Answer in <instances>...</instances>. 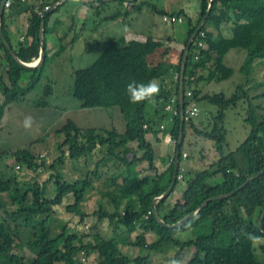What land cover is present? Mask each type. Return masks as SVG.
I'll return each instance as SVG.
<instances>
[{
    "label": "trees",
    "instance_id": "1",
    "mask_svg": "<svg viewBox=\"0 0 264 264\" xmlns=\"http://www.w3.org/2000/svg\"><path fill=\"white\" fill-rule=\"evenodd\" d=\"M3 0H0V3ZM60 0H11L10 16L29 14V25L25 35V44H20L15 51L17 58L26 64L34 63L39 58V31L42 16L47 9L58 3ZM59 4L52 13L44 19V38L48 34L50 18L66 4ZM120 7L124 3L137 4L132 9L141 12L145 7L152 12L163 14L157 11L155 6L146 0H112ZM200 6V15L195 24L188 19V36L185 47L190 36L198 28L203 18L205 23L191 43L183 78V106L186 110L190 102L196 106L207 104L213 106L216 111L211 114L207 126H197L194 119H189L183 124V139L180 147L179 167L177 179L173 188L174 192L179 181L180 169L191 157L186 155L183 160V146L187 137V129L191 130L198 141L211 143L213 160L203 157L202 151L197 164L202 168L191 171L185 176L186 188L182 198L172 206L168 207L169 212L175 211L179 215L174 219L163 215L160 211L171 194L158 202L155 208L164 222L169 225L175 224L183 217L196 212L205 200L219 196L230 195L226 198L213 200L203 206L195 216L184 222L175 229H168L157 223L151 213L153 200L161 196L172 182L174 171V156L162 159L161 163L169 162L163 173H157L156 160L150 143L146 137L149 134H157L163 128V124L170 119V137L176 146L179 130V100H176V115L165 111L166 105L175 97L178 99L179 72L183 52L179 57L178 64L172 66L165 60L168 56L167 50L162 54V59L156 67L140 68L131 70L116 78H111L107 71V64L126 45L123 38L108 40L107 47L100 52L98 57L86 68L72 72L73 88L72 96L79 103L82 109H118L124 122L123 132L116 129L91 128L82 129L72 121H68L56 133L63 135V140L57 143L58 156L50 164L46 165L39 156L33 155L28 150H17L13 152L15 160L23 164L28 170L38 171L49 169V182H53L56 194L52 199L53 206H61L63 199L71 195L74 203L65 207L68 214H78L80 221L87 216L80 211V206L88 191L92 190L94 182H100L102 176L100 168L108 161H111L118 173L104 179L101 196L113 207L108 211L101 206L99 211L94 213L99 222L108 220L114 225L115 230L122 226L123 234L126 236L102 239L99 235H93L94 242H85V237L77 234H70L67 225L59 227L58 233L51 235V215L45 211L44 206L34 197L32 204H25L27 198L26 190L16 186L17 195H11V183L4 181L0 174V195H6L18 201V207L13 211H5V218H0V264H82L81 258H89L96 255L98 264H129L130 260L122 255L118 244H127L147 252L158 251L162 245L170 243L180 251L184 249H195V256L186 264H259L255 247L247 239V234L261 237L256 231L257 222L264 206V173L249 182L241 190L231 194L240 185L252 176L264 172V115L260 112L262 108L256 103L264 99V92L258 95H251L250 89H244L239 85L237 90L229 97L224 94L202 93L199 84L202 82H222L233 76L234 71L223 66L222 61L230 50L245 51L244 61L239 68V73L248 75L254 60L258 59L264 52V0H213L209 14L207 7L209 0H197ZM102 4V3H101ZM118 12L113 18L120 17ZM125 14L123 13V16ZM182 16V13H177ZM177 16V17H178ZM6 18L1 20V32L10 45V37L7 32ZM231 27V38L224 39L221 27ZM211 26L215 36L209 34L202 38L205 29ZM201 41L206 44L205 48H199ZM164 44L160 41L154 42L148 38L143 47L160 48ZM0 51L6 67L0 72V119L3 117L5 108L12 103H19L25 100L26 95L34 89L35 85L44 78V73L49 70L53 58H49L45 51L44 61L36 69H25L17 64L10 56L0 41ZM219 67V71L215 70ZM217 67V68H218ZM47 68V69H46ZM46 69V70H45ZM45 70V71H44ZM199 72H207L206 76ZM29 74L30 79L25 82L23 76ZM175 76V87L170 89L164 83L169 76ZM43 96L34 103L35 107L41 109L47 106L46 99L53 93L52 84L49 78L45 77ZM150 80L159 81L160 92L155 98L156 104L141 102L131 104L126 94V86L131 81L147 83ZM263 84H256L253 89L257 91ZM252 89V88H251ZM187 92L191 97H187ZM240 104L244 112V132L247 135L244 141L232 153L226 152L227 130L225 129L226 111ZM148 110V111H147ZM199 110V109H198ZM198 117V116H197ZM196 117V118H197ZM162 127V128H161ZM197 145L193 143L190 146ZM98 151L101 157L94 163V169L87 171L74 181H65L58 169L63 168L66 161L77 162L80 159H87ZM197 153V154H198ZM236 154L244 157L246 166L240 169ZM146 163V170L155 172L153 177L143 176L142 178L134 171L139 165ZM19 169V168H18ZM15 186V185H14ZM20 189V190H18ZM36 195V194H33ZM40 200V198H39ZM0 198V208L3 207ZM122 207L120 210L119 208ZM123 210L124 213L121 214ZM43 219L35 220L36 217ZM122 229V231H123ZM141 230L140 236L153 234L155 241L147 244L142 237L128 241L127 237L136 230ZM264 231V222L262 225ZM190 232L194 238L186 242L175 239L179 233ZM23 249H27L34 256L25 263ZM264 252V242L260 245ZM148 256L139 257L134 264H148Z\"/></svg>",
    "mask_w": 264,
    "mask_h": 264
},
{
    "label": "rangeland",
    "instance_id": "2",
    "mask_svg": "<svg viewBox=\"0 0 264 264\" xmlns=\"http://www.w3.org/2000/svg\"><path fill=\"white\" fill-rule=\"evenodd\" d=\"M80 0H71L67 3V6L78 5ZM85 1V0H84ZM133 1V0H132ZM152 6L158 7L163 0H146ZM71 8H68L69 10ZM66 9V11H69ZM62 10V9H61ZM60 10V11H61ZM99 10V9H98ZM59 11V12H60ZM96 11V9L94 10ZM151 9L143 8L141 13H136L132 16L135 20H129L126 26H129V31L134 35L144 34L142 40L147 39L148 37H155L156 33L154 30H157L160 27L164 29H170V24L162 23L161 17L158 14L151 13ZM99 17H95L94 20L89 22H83L84 27H77L75 29V36L78 38L74 44V52H70L67 55H61L58 59H55L53 68L44 70V78L38 82L34 89H32L25 97V100L19 103H12L8 105L3 113V117L0 119V174L4 181H9L11 183V195H17L16 186L18 188H23L26 190V202L25 204H32L34 197L38 196L37 199L41 205H43L46 212H48L51 217V235H55L59 231V227L63 224L67 225L70 234H77L79 236L85 237V242H94L93 235H99L102 239L109 240L111 238H117L118 240L126 236L123 234L124 229L122 226L118 228L123 229L120 231L115 230L114 225L109 224L108 220H103L99 222L97 217L94 215L99 211L100 207H106L108 211H112L113 207L107 205V200H100L99 196L93 194L92 191H88L84 198V202L80 206V211L86 213V217L83 219V222L80 221V216L78 214H68L65 211V207L74 203V199L71 195L63 199L61 206H53L51 204L52 199H54L56 194V188L53 182H49L50 175L52 172L49 169H40L38 171L28 170L23 164H19L14 156L13 152L17 150H28L35 156H40L41 160L50 165L58 156L56 150L57 143L63 140V135L56 133L63 126L66 125L68 121H72L76 126L86 130L91 128H104V129H116L118 132H123L124 122L122 120L119 110L116 109H82L79 106L77 100L72 96L73 88V79L72 72L78 69L86 68L89 66L107 47V41L110 39L121 38L123 30V23L121 20L111 21L105 26L98 23L99 19L104 18L105 14H110V11L99 10ZM99 17V18H98ZM98 18V19H97ZM80 23V26L82 25ZM133 22V23H132ZM65 24V23H64ZM180 24V23H178ZM117 25L116 27H112ZM112 28H109V27ZM67 28V27H66ZM64 31V28L61 31ZM93 30L94 33L92 32ZM231 30V27H230ZM229 30L228 33H231ZM72 33L69 32L68 34ZM72 35H70L71 38ZM135 37V36H134ZM146 37V38H145ZM231 38V36L229 37ZM65 43L71 44L72 40H66ZM237 50H230L224 57L222 64L223 66L230 68L234 71L233 76L227 79L226 81L218 82L216 85L214 83H202L200 85L201 89L205 92H210V94H224L229 97L232 95L238 88L239 85H244V89H250L251 95H258L264 92V52L261 53L260 57L254 60L250 72L248 75L239 73V68L241 67L244 57L246 55L245 51H237L240 53V56H234L229 59L230 55ZM138 56L140 54H137ZM67 56V57H66ZM72 58V59H71ZM51 64V65H52ZM218 67V66H217ZM215 70L219 71V67ZM131 70V69H130ZM45 77L49 78V82L52 84V95L49 99H46L47 106L45 108H37L34 103L40 100L43 96V89L46 86L44 83ZM30 75L26 74L23 76V80H29ZM47 80V79H46ZM175 80V79H174ZM25 81V82H27ZM159 82V81H157ZM168 82V80H166ZM263 84L262 88L254 91L253 87L256 84ZM252 88V89H251ZM256 103L260 104L262 111L260 112L264 115V99H260ZM2 104V98L0 99V105ZM240 104H237L235 107L228 109L226 111V120H225V129L227 130L226 137V152L232 153L236 148L244 141L247 135V128L243 123L244 112L242 111ZM204 107H209L208 115ZM201 113L197 118L194 119V123L199 127L205 125L207 126L210 122V115L214 114L216 109L213 106H202L199 105ZM148 111V110H147ZM31 116L34 120V123L30 129H24L22 127V122L25 117ZM244 126L247 131L244 132ZM170 131V119H167L164 123L163 135L168 134ZM186 139L183 146V151L191 157V161H186L183 165V174L184 176L190 171L189 166L196 165V170L202 168L201 164H197V159L200 157L198 151L203 149L202 155L205 157L207 162H211L214 158L212 155L213 149L211 143L208 141H198L195 139L191 130L187 129ZM150 145L154 151L155 159L158 160V156H163V147L156 146L155 142L148 135L147 137ZM174 143V142H173ZM193 143L197 145L190 146ZM174 149H175V145ZM198 153V154H197ZM101 157V154L98 151H95L92 156L87 159H80L77 162L66 161L63 168H60L55 172L65 181H74L80 176H83L84 172L92 171L94 169V163ZM211 157V158H210ZM236 159L240 169H244L246 166V161L243 156L236 154ZM156 160V165L158 167V162ZM109 163V164H108ZM111 161H108L104 166L100 168L101 176L105 178L110 177L118 173V169L114 168L113 164L110 165ZM189 163V164H188ZM146 166V163H143ZM189 165V166H188ZM17 167L19 169H17ZM73 167H79L81 170L75 172ZM147 167V166H146ZM140 166L136 167L134 171L139 175L140 178L143 177V173L140 172ZM193 171V170H192ZM85 172V173H86ZM147 172V171H146ZM148 174V173H145ZM150 177H153L154 172L148 174ZM100 187L99 182H94L93 185ZM99 183V185H98ZM15 185V186H14ZM185 182H179L175 188V191H178V188H185ZM20 190V189H18ZM174 191V192H175ZM36 194V195H33ZM173 194V193H172ZM171 194V195H172ZM1 202L4 204L5 209L0 208V218H5V211H13L18 207V201H13L12 197L6 195H0ZM170 198V197H169ZM182 198V195H181ZM180 196L177 195V200L179 201ZM100 200V201H99ZM169 201V200H168ZM105 203V204H104ZM120 210L122 207L119 208ZM124 213L123 210L121 214ZM170 219H174V216H170ZM43 219V217H36L35 220ZM137 231V230H136ZM139 233V234H138ZM142 231L139 229L138 232H132L127 237L128 241H134L137 237H142L140 234ZM144 241L149 244L155 241V238L151 237H142ZM194 236L190 232L179 233L175 235V239L181 242H186L193 239ZM260 245L255 247V255L259 263L264 264V252L261 251ZM118 249L120 253L126 256L129 260V264H134V261L141 257L148 256V264H186L189 262L196 254L195 249H184L180 251L174 245L167 243L162 245L158 251L147 252L145 250L129 246L127 244H118ZM24 261L28 263L29 259L33 258L31 252L27 249H23ZM82 264H98V259L96 255H92L89 258H81Z\"/></svg>",
    "mask_w": 264,
    "mask_h": 264
},
{
    "label": "crops",
    "instance_id": "3",
    "mask_svg": "<svg viewBox=\"0 0 264 264\" xmlns=\"http://www.w3.org/2000/svg\"><path fill=\"white\" fill-rule=\"evenodd\" d=\"M70 1H68V2H70ZM134 1H136V0H134ZM163 2H164L163 4L161 3L160 5H158V7H155L157 11L163 12L162 16L172 15V16L177 17L178 16L177 13L183 12V15L178 16V17H180L184 21L181 22L180 24L177 23L174 25H170V29H168V28L164 29L163 27H160L157 30H154L156 33V36L154 38L151 36L148 38H151L154 42H157V41L162 42L164 45L160 48H154V47L145 48V47H143V44L146 42V40L148 38L145 40H142V37H144V34L134 35L132 32H130L128 30L129 26H126V24L129 22V20L133 19L132 16L136 13H139V12H137V10L133 11V9H132V6L137 5L138 3L137 4L124 3L123 6L120 7L117 3L113 2L112 0H85V1L80 0L79 4L78 5H72L73 6L72 8H71V5L65 7L67 5V3L64 4L61 7L62 10L60 9L61 10V11L59 10L60 12L58 11L57 13H55L50 18L49 24L47 27L48 34L44 38L45 51L47 52L49 58L54 59L53 63H54L55 59H58L60 57V54L61 55H67L69 53V51L71 53L74 52L75 51L74 50V44H75L76 39H78L75 36V33H76L75 29L77 27L83 28L85 22H89V21L94 20V13L96 14L95 17L98 15L100 17L101 15L99 14V10H100V12L104 11V10H107V11L109 10L110 14H105L104 18L99 19L98 23L100 24V26H102V25L105 26L106 24L110 23L111 21H114V22L116 21V23H117L118 20H121L123 23L122 27H123L124 32H122L119 35H121V38H123L126 41V45L122 49H120L118 52H116L115 55L112 57V59L107 64L106 68H107L108 74L110 75V77L112 79L119 77L120 75L125 74L131 70H136V69H140V68L156 67L158 65V63L161 61L162 54L165 50H167V52H168V56H167L165 61L168 64L175 66L178 64L179 57L185 48L184 45H185V42H186V39L188 36V28H189L188 19H189V21H191V24L196 23V21L199 18V15H200V6H199V2L197 0H163ZM63 3L64 2H62L61 4H63ZM68 8H71V9L69 10ZM66 9H68L69 11H66ZM95 9H96V11H94ZM118 12H120L122 15L118 18H115L116 20H114L113 17ZM150 12L155 13L152 11H150ZM9 13H10L9 10L4 9L3 15L5 17H7L6 18V27H7V32L9 34V37H10V45H11V49L15 53V51L18 49V46L20 44H25L24 39H25V35H26L28 25H29V22H28L29 14L28 13H23L20 15H12L11 14V16H10ZM123 13L125 14L124 16H123ZM155 14H158V13H155ZM137 15L138 14H136V16ZM159 16L162 17L161 14ZM133 20H135V22H137V23L139 22L137 19H133ZM81 22H82V25L80 26ZM111 26L109 28H112L114 26L116 27L117 25H113L112 27ZM62 28H64V30L66 29L65 30L66 32H64L63 30L61 31ZM104 30L105 31L107 30L106 26H105ZM220 30H221L223 38L229 39V37L231 36V33H228L230 30V26L224 25L221 27ZM71 31H72V33L68 34ZM94 31L95 30H93L92 32L94 33ZM230 32H231V30H230ZM204 33H205V35L209 34L211 36H215V34H216L211 26H208L205 29ZM70 35H72L71 38H70ZM70 39L72 40L71 44L65 43L66 40H70ZM118 39H120V38H118ZM107 43H108V41H107ZM237 51L233 52L230 55L229 59H231L232 57H234L236 55L242 57L240 55V53H238ZM137 54H140V55L138 56ZM227 54H229V53H227ZM4 67H6V63H5L4 58H3V53L0 51V72H1L2 68H4ZM50 68H53V64L51 65ZM48 72H49V70H48ZM206 74H207V72H203V73L199 72V74L197 76H200V75L206 76ZM174 79H176V75L175 76L170 75L169 79H166V80H168V82H165L164 84L167 85L170 89H173L175 87V80ZM202 83H206V82H202ZM209 83H214L216 85L218 82L212 81ZM200 85H201V83L199 84V86ZM202 93H209L210 94V92H205L203 90H202ZM1 98H2V96L0 95V99ZM202 106H209V105L203 104ZM197 107L199 109V114H200L201 110H200L198 105H197ZM204 108H205V111L208 115V112L210 113L209 107H204ZM209 115L211 116V114H209ZM163 131H164V124H163V128L160 130V132H158L157 134H154V135L149 134L151 139L155 142V144H154L155 147L156 146H162L163 147L164 155L158 156L157 157L158 160L155 159V160L159 161L158 167L156 165V169H157V173H160V174L163 173L167 169L168 164H169V162L161 163V160L167 159L169 157H173L174 153H175V149L173 146L174 143L171 140L170 134L168 133L166 135H163L162 134ZM151 147H152V144H151ZM152 150H153V148H152ZM153 153H154V151H153ZM154 158H156L155 155H154ZM207 164H209V163H207ZM110 165H112V163H110ZM139 166H140L139 170H140V172L143 173V176H149L148 174L150 172H152V171H147L146 166L144 164H141ZM196 168H198V167H196L195 164H194V166H191V167L189 166L190 171H188V172H191L192 170L194 171V170H196ZM73 169L75 170V172H79L81 170L79 167H73ZM145 173H148V174H145ZM154 174H155V172H154ZM103 181H104V177L102 176V180L99 182L100 187H98L97 183H96L95 186L93 185V187H94L92 189L93 191L90 190V191H92L93 194L98 195L100 200L103 199L101 196ZM99 183H98V185H99ZM182 183H184V182H182ZM185 188H186V185H185ZM185 188H183V189L178 188V191L174 190L175 192H173V194L169 198V201L165 205H163V207L160 211L161 217L163 215H165L167 217H169V215L174 216V217H177L179 215V213L175 212V211L169 212L168 207L172 206L173 204H175L177 202L176 201L177 195L180 196L179 201L181 200V195H182L183 191L185 190ZM107 205H108V203H107ZM138 231L139 230L134 231V233L138 232ZM144 237L155 238L154 235L150 234V233L145 234ZM263 242L264 241L262 240V243ZM259 264H262V263H259Z\"/></svg>",
    "mask_w": 264,
    "mask_h": 264
},
{
    "label": "water",
    "instance_id": "4",
    "mask_svg": "<svg viewBox=\"0 0 264 264\" xmlns=\"http://www.w3.org/2000/svg\"><path fill=\"white\" fill-rule=\"evenodd\" d=\"M67 0H60L58 3L54 4L52 7H50L47 12L42 16V21L40 23V31H39V45H40V49H39V58L36 62L32 63V64H26L21 62L16 54L13 52V50L11 49V47L7 44L6 40L4 39L2 32H1V26H0V41L1 43L4 45V47L6 48V50L9 52L10 56L13 58V60L19 64L20 66H22L25 69H36L38 67L41 66V64L44 61V57H45V43H44V35H43V31H44V19L45 17L52 13L53 10L55 9V7L59 4H61L62 2H65ZM134 1V0H133ZM6 0H3L0 3V25H1V20H2V15L4 12V4H5ZM213 5V0H209V4L207 7V14H209L211 7ZM205 23V18L202 19L200 25L198 26V28L194 31V33L190 36L186 47L184 48V53L182 56V60H181V66H180V72H179V92H178V100H179V115H180V130H179V136H178V140L176 143V147H175V153H174V171H173V176H172V182L171 184L168 186V188L165 190V192L155 198L153 200L152 206H151V213L155 219V221L157 223H159L160 225H162L165 228L168 229H175L179 226H181L184 222H186L187 220L191 219L193 216L196 215V213L203 207L205 206L208 202L213 201V200H219V199H223L226 198L230 195H219V196H215L212 198H209L207 200L204 201V203L202 204V206L200 208H198L196 210V212L189 214L185 217H183L182 219H180L178 222H176L175 224L169 225L166 222H164L162 220V218L159 216L155 205L158 202H161L162 200H164L165 198H167L173 191L176 179H177V173H178V167H179V156H180V147L182 144V139H183V124L185 122L184 120V106H183V78H184V71H185V66H186V61H187V56H188V52H189V48L191 43L194 41L196 35L199 33L200 29L202 28V26ZM264 172L258 173L254 176H252L251 178H249L246 182H244L242 185H240L237 189H235L231 194L236 193L237 191L241 190L243 187H245L249 182H251L252 180H254L256 177H258L259 175L263 174ZM264 222V206L263 209L260 213L258 222H257V226H256V231L257 233L264 237V231L262 230V225Z\"/></svg>",
    "mask_w": 264,
    "mask_h": 264
},
{
    "label": "clouds",
    "instance_id": "5",
    "mask_svg": "<svg viewBox=\"0 0 264 264\" xmlns=\"http://www.w3.org/2000/svg\"><path fill=\"white\" fill-rule=\"evenodd\" d=\"M168 16H172V15H168ZM162 17H161V20H162ZM176 18H180V17H176ZM164 24H166V23H164ZM170 25H174V24H170ZM203 35L205 38V33H203ZM204 45L206 47L205 42H204ZM159 92H160V86L156 80H150L147 83L131 81L126 86V94L128 96V100L131 104H139L141 102L147 101V102H150L151 104L155 105L156 104L155 98L159 95ZM33 123H34L33 118L31 116H27V117H25L24 121L22 122V127L26 130L30 129L32 127ZM247 239L252 243L253 246H258L261 243V237H257L253 234H247Z\"/></svg>",
    "mask_w": 264,
    "mask_h": 264
},
{
    "label": "built area",
    "instance_id": "6",
    "mask_svg": "<svg viewBox=\"0 0 264 264\" xmlns=\"http://www.w3.org/2000/svg\"><path fill=\"white\" fill-rule=\"evenodd\" d=\"M10 1L11 0H6L5 4H4V9L5 10H9L10 8ZM183 20L181 18H176L174 16H168L165 15L162 17V22L166 23V24H176V23H181ZM202 38H204V35H201ZM199 48H204V42L201 41L198 45ZM187 97L190 98L191 97V93L187 92ZM176 99L175 97H173L170 102L166 105L165 107V111L172 114V115H176L177 111L175 109V103H176ZM199 115V110L198 107L196 106V104L194 102H190L189 105L187 106L186 110L184 109V119L185 121L189 120V119H194ZM162 128V127H161ZM186 159V156L183 155V160ZM18 169V167H17ZM183 167L180 169V175L178 176V180L182 181L183 180Z\"/></svg>",
    "mask_w": 264,
    "mask_h": 264
}]
</instances>
